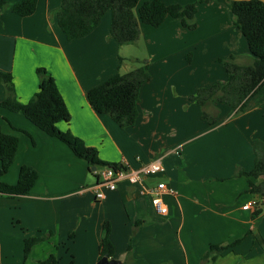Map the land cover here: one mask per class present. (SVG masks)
Instances as JSON below:
<instances>
[{
	"label": "crops",
	"instance_id": "1",
	"mask_svg": "<svg viewBox=\"0 0 264 264\" xmlns=\"http://www.w3.org/2000/svg\"><path fill=\"white\" fill-rule=\"evenodd\" d=\"M61 4L38 0L27 16L12 7L1 11L0 70L12 74L16 97L27 102L34 96L40 83L36 70L45 67L71 114L61 128L96 147L105 161L138 167L162 157L165 169L141 184L123 182L97 199L95 186L105 167L91 170L65 142L24 114L0 107L2 129L19 137L15 160L1 180L16 183L23 165L39 174L28 194H0V264H37L50 254L59 264H97L106 221L120 264H264V243L255 237L264 239V212L254 218L255 206L243 208L260 196L249 191L248 177L237 175L255 165L254 139L264 141V87L244 111L223 102L209 105L219 118L213 125L190 98L200 87L228 81L219 58L234 54L242 64L253 61L229 0L200 2L194 29L168 16L157 27L142 23L138 40L123 45L110 33L108 12L89 34L67 39L57 22ZM144 60L151 78L141 85L135 123L122 127L97 112L86 94ZM6 96L0 84V100ZM159 181L176 190L164 195L167 214L156 210L146 191ZM50 232L25 258V238ZM236 240L241 241L203 259L212 244Z\"/></svg>",
	"mask_w": 264,
	"mask_h": 264
},
{
	"label": "trees",
	"instance_id": "2",
	"mask_svg": "<svg viewBox=\"0 0 264 264\" xmlns=\"http://www.w3.org/2000/svg\"><path fill=\"white\" fill-rule=\"evenodd\" d=\"M209 0L180 4H167L164 0H62L57 11V22L69 40L89 34L107 12L111 11L110 33L120 44L133 43L140 37L141 24L160 26L168 16L180 18L185 27H196L195 17L198 4ZM38 0H20L11 4L0 0V15L3 8L12 7L19 15L27 16L35 12ZM233 13L234 25L246 37L253 61L242 64L237 56L231 54L219 58L228 81L215 82L208 87H200L190 95L202 108V118L213 125L218 115L210 112L208 106L213 103H228L233 109L246 110L251 98L264 87V1L262 0H229ZM123 58H121V61ZM138 66L127 72H118L103 83L91 88L87 94L90 105L99 113L109 114L122 127L131 126L138 117V102L141 85L151 78L150 63L139 61ZM40 78L39 89L27 102H21L15 95L13 76L0 70V84L7 87V96L0 100V107L24 114L33 124L48 135L65 142L73 152L84 159L91 170L96 167L118 168L123 164L103 160L96 147L87 145L82 138L70 129L60 127L61 122L69 123L71 114L54 76L45 67H38ZM28 133L25 130H22ZM255 165L251 170L239 169L237 175L249 178V191L260 196L257 200L253 217L264 212V141L254 139ZM19 148V137L5 132L0 125V194L10 197L26 195L35 185L39 174L35 168L23 165L18 180L10 184L1 180L12 166ZM52 232L27 237L24 240V257L27 258L34 245L48 239ZM256 239L264 243L261 235ZM241 240L227 245L212 244L203 259L211 251H224ZM114 258L115 246L111 239V222L103 225V236L100 244V258ZM37 264H59V258L50 254Z\"/></svg>",
	"mask_w": 264,
	"mask_h": 264
},
{
	"label": "built area",
	"instance_id": "3",
	"mask_svg": "<svg viewBox=\"0 0 264 264\" xmlns=\"http://www.w3.org/2000/svg\"><path fill=\"white\" fill-rule=\"evenodd\" d=\"M164 169L162 157L142 163L138 167H130L126 164L118 168L111 166L105 167L102 181H98L95 186L96 198L103 199L106 195V190H115L123 182L141 184L144 178L155 175ZM146 191L152 195V202L156 210L161 214H167L168 206L165 202L164 195L176 194V190L165 181H159L146 188ZM256 204L257 200L253 199L251 202L245 204L243 208L250 209Z\"/></svg>",
	"mask_w": 264,
	"mask_h": 264
},
{
	"label": "water",
	"instance_id": "4",
	"mask_svg": "<svg viewBox=\"0 0 264 264\" xmlns=\"http://www.w3.org/2000/svg\"><path fill=\"white\" fill-rule=\"evenodd\" d=\"M96 170V167H93ZM97 264H120V261L116 258H110L109 256L105 255L99 259Z\"/></svg>",
	"mask_w": 264,
	"mask_h": 264
},
{
	"label": "rangeland",
	"instance_id": "5",
	"mask_svg": "<svg viewBox=\"0 0 264 264\" xmlns=\"http://www.w3.org/2000/svg\"><path fill=\"white\" fill-rule=\"evenodd\" d=\"M198 6H199V4H198ZM108 13L110 14V13H111V11H109ZM101 168H103V167H101ZM101 168H100V170H102ZM101 177L103 178L104 176H103V175H101ZM0 235H1V234H0Z\"/></svg>",
	"mask_w": 264,
	"mask_h": 264
}]
</instances>
